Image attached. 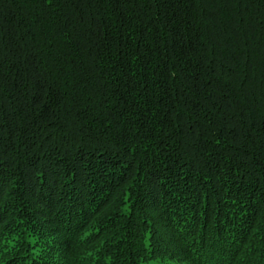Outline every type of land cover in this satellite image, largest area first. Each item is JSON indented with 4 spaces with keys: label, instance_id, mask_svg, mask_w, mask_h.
I'll use <instances>...</instances> for the list:
<instances>
[{
    "label": "trees",
    "instance_id": "16d2710c",
    "mask_svg": "<svg viewBox=\"0 0 264 264\" xmlns=\"http://www.w3.org/2000/svg\"><path fill=\"white\" fill-rule=\"evenodd\" d=\"M156 216L264 264V0H0V264L156 262Z\"/></svg>",
    "mask_w": 264,
    "mask_h": 264
},
{
    "label": "rangeland",
    "instance_id": "374dc122",
    "mask_svg": "<svg viewBox=\"0 0 264 264\" xmlns=\"http://www.w3.org/2000/svg\"><path fill=\"white\" fill-rule=\"evenodd\" d=\"M3 188H2V190H3ZM3 191H5V193H8L7 192L8 190L6 188H4ZM19 195H20L21 200L23 202L25 201V199H27L29 197L31 204L35 207V209H37L36 205L40 207L42 212H40L39 215L42 216L43 218L45 216H47V213H46V215H42V214H45L43 211V210H45V206H43V204H40L35 199L34 196H31L29 194L27 195L26 192L24 193L21 190L19 191ZM1 196H4V194H2ZM4 197H6V196H4ZM22 201L18 202L19 205L23 204ZM142 208L143 209L146 208V210H147L148 207L142 205ZM34 213H36V211ZM34 219H36V218L34 217ZM154 223H155V227L157 230V236L159 235L161 238L160 239L161 245L158 248V250L160 252L159 256L161 258L156 259V262L154 259L149 260V261L145 262V264H190L188 261L183 260V254H182L181 246L178 247L176 242H174L175 237H174L172 231L170 229H168L167 226H165L163 224V222L161 221V218L156 216V219H154ZM37 224L42 226L41 232H43L42 229H45L47 231H52V232H48L52 237H56L58 235L59 231L62 232V230H60L61 228L60 227L58 228V226L55 223L54 224L53 223L48 224L47 222L45 223L44 221L41 220V218L37 220ZM51 227L55 228L56 230L52 229ZM3 231L4 230H2V231L0 230V241L1 242H2V239L4 238V234L2 235ZM54 231H56L55 234L53 233ZM43 235L46 237L47 233L43 234ZM47 237H48V244H49L50 243V237H49V235ZM100 241L101 240H97L96 242H90L88 245L83 246L81 248H78L75 251H71V248H70L65 252V254H66L65 256L68 260H73L74 262L76 259H78V261H80V259L88 260L89 258L92 257L93 253L95 254V253L99 252L97 249H95V247H96L97 242H100ZM1 247H2V245H0V261L3 260V255H5L3 253ZM60 247L62 248V246H60ZM88 261H90V260H88Z\"/></svg>",
    "mask_w": 264,
    "mask_h": 264
}]
</instances>
